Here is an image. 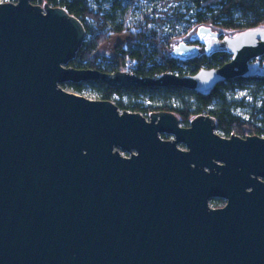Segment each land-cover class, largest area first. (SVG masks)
I'll use <instances>...</instances> for the list:
<instances>
[{"label":"water","instance_id":"obj_1","mask_svg":"<svg viewBox=\"0 0 264 264\" xmlns=\"http://www.w3.org/2000/svg\"><path fill=\"white\" fill-rule=\"evenodd\" d=\"M14 1L0 3V264H264V137L224 138L208 115L187 128L171 113L147 120L63 88L208 96L264 76V29L224 39L232 59L220 68L140 78L69 67L86 39L81 21ZM208 36L218 34L201 26L192 40ZM170 56L190 61L199 48L181 42Z\"/></svg>","mask_w":264,"mask_h":264},{"label":"trees","instance_id":"obj_2","mask_svg":"<svg viewBox=\"0 0 264 264\" xmlns=\"http://www.w3.org/2000/svg\"><path fill=\"white\" fill-rule=\"evenodd\" d=\"M111 2L109 10L104 8ZM44 7H62L81 21L86 39L77 58L69 67L77 70H97L115 74L126 71L133 63L131 74L140 78H159L165 73L178 77L195 75L202 69H217L229 63L228 51L217 52L170 70L147 71L146 55L153 52L158 65L173 62V45L201 26L216 28L228 35L264 29V0H157L153 7L143 9L139 0H31ZM92 2L96 5L93 9ZM181 30V31H180ZM115 37H126L117 45L114 54L100 64V51ZM178 64V62H176ZM196 64V66H195ZM81 94L90 91L100 101L113 102L120 112L139 113L145 118L157 113L174 114L183 127H189L197 117L208 115L215 120L217 132L224 138L247 135L264 137V100L251 106V118L235 114L236 107H245L232 96L237 90H248L256 100L264 95V76L229 80L217 85L208 96L181 87L113 88L101 81L67 84ZM216 207L223 200H213Z\"/></svg>","mask_w":264,"mask_h":264},{"label":"rangeland","instance_id":"obj_3","mask_svg":"<svg viewBox=\"0 0 264 264\" xmlns=\"http://www.w3.org/2000/svg\"><path fill=\"white\" fill-rule=\"evenodd\" d=\"M1 1V0H0ZM157 0H139V5L141 8L143 9H147V8H151L154 6L155 2ZM92 7L93 9H96V5L92 2ZM111 7V2L108 1L104 4V8L106 10H109ZM181 31V30H180ZM196 32V31H194ZM192 33V32H191ZM191 33L188 34L187 36H185L184 38L189 40V37L191 36ZM220 33L227 35L226 33L220 31ZM126 39V37H115L111 40V42H109L107 45H105L104 47H102L101 51H100V55H101V59H100V64L103 65L105 62V58H109L114 54L115 48L117 45L121 44L122 42H124ZM181 40V39H180ZM179 40V41H180ZM179 41H177L173 47L175 45H177L179 43ZM177 62V61H176ZM176 62H173L172 64L169 65H158V63L155 60V56L153 54V52L149 51L146 55V64H145V69L149 72L151 71H158V70H170L171 72L175 71L177 69L179 65V63L177 64ZM196 66V64H195ZM197 67V66H196ZM66 91L73 93V94H77L80 96H83L85 98L91 99V100H98L96 98V96L94 94H92V92L90 91H84L83 93L79 94L76 91L72 90V89H65ZM232 98L237 101V102H241L244 101L245 104H249V106H245V107H236L235 110V114L238 115L239 117H242L243 119H250L251 118V106L252 105H256V106H260L262 104V101L264 100V95L259 97L258 99H254L253 96L249 93L248 90H237L234 95L232 96ZM251 105V106H250ZM216 133L219 134L216 130ZM220 135V134H219ZM247 136H252V135H247ZM161 138L164 139L163 135H161ZM174 138L171 136H168V139H164V140H170L172 141ZM179 148L182 150H185V146L184 145H179ZM122 156L128 157L129 155L123 151H120ZM211 208H222V207H216L214 201H210L209 203ZM225 206V205H224Z\"/></svg>","mask_w":264,"mask_h":264},{"label":"flooded vegetation","instance_id":"obj_4","mask_svg":"<svg viewBox=\"0 0 264 264\" xmlns=\"http://www.w3.org/2000/svg\"><path fill=\"white\" fill-rule=\"evenodd\" d=\"M212 31L218 34L216 39H213L210 36H208L207 38H204L202 41L199 39H196L193 41L192 37L196 35V32H192L191 36L189 37V40L182 38L179 41V43L175 46H178L181 42H184L187 45L197 46L199 48V56L193 60H198V59L206 57V56H211L212 54H215L217 52L225 51V50L220 48L221 44L223 43L224 39H226L228 37H232L234 34L227 36V35L220 33V30H218L216 28H212ZM207 43H208L209 48H210V53H208V54L205 53V49L208 47ZM173 60L177 61L179 64H184V63H188V62L193 61V60L181 61V60H176V59H173ZM259 65L262 68H264V56L259 60ZM146 119L149 120V118H146ZM180 125H181V123H180ZM181 127H183V126L181 125ZM184 128H187V127H184ZM163 137H164V139H168L167 135H163Z\"/></svg>","mask_w":264,"mask_h":264},{"label":"built area","instance_id":"obj_5","mask_svg":"<svg viewBox=\"0 0 264 264\" xmlns=\"http://www.w3.org/2000/svg\"><path fill=\"white\" fill-rule=\"evenodd\" d=\"M8 2H10V3H15L14 0H1V1H0V3H8ZM125 66H126V68H127V71H132L133 68H134L133 63H126Z\"/></svg>","mask_w":264,"mask_h":264}]
</instances>
